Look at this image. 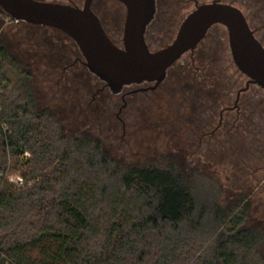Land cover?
<instances>
[{
    "label": "trees",
    "instance_id": "trees-1",
    "mask_svg": "<svg viewBox=\"0 0 264 264\" xmlns=\"http://www.w3.org/2000/svg\"><path fill=\"white\" fill-rule=\"evenodd\" d=\"M227 1L244 7L264 45V0ZM31 78L0 40V264H264V232L247 227V202L202 205L176 162L118 163L100 138L39 109ZM260 130L231 145L239 171L264 161V117ZM219 142V153L232 151Z\"/></svg>",
    "mask_w": 264,
    "mask_h": 264
},
{
    "label": "rangeland",
    "instance_id": "rangeland-1",
    "mask_svg": "<svg viewBox=\"0 0 264 264\" xmlns=\"http://www.w3.org/2000/svg\"><path fill=\"white\" fill-rule=\"evenodd\" d=\"M43 1L64 2V0ZM199 1L201 4L212 0ZM102 4L104 10L98 12L104 24L109 16L117 19L119 25L123 26L126 17L125 6L118 4L115 0H102ZM241 9L245 12L244 7ZM194 10V3L187 1H157V24L161 23L165 28L167 34H164V38L168 33L175 37L184 19ZM105 26L107 27L106 24ZM216 29L225 31L221 26H217ZM110 36L118 43L119 37L116 30L110 32ZM0 40L7 52L16 58L32 77L33 93H35L38 108L47 109L55 114L69 132H86L100 138L106 152L123 165L162 168L171 162H176L188 178L193 177L197 181L193 189L199 203L211 209L214 201L219 198L220 206L231 208L240 200H244L249 204L247 227L257 226L264 232V169L256 172V168L264 164L262 159L254 160L252 163L254 170L250 171L246 165L239 171L240 166L226 159L229 153L227 150L223 154L217 151L219 139L217 142L213 141L211 146L206 145L196 152V147L186 144L176 146L164 135L165 133L159 136L161 129L151 126L153 131H149L148 127L140 125L141 117L137 121L139 124L132 121L127 122L126 125L127 128L133 125V129L141 127L137 133L138 136L133 140L131 136L123 140L119 135H114L105 125L107 124L105 120L100 122V118L97 117L102 108H106L101 101H105V98L103 99L102 96L98 98V106L88 107V99L84 98L85 103L82 101V95L86 96V93H79L81 83L70 76L71 71L63 75L56 66L51 65V43L58 49L72 50L75 54L71 55L72 59L78 57L80 50L72 39L69 40L66 35L50 28H32L31 25L18 23L0 8ZM223 44L229 54L228 40L224 39ZM158 105L164 113L167 111L168 103L162 105L158 103ZM152 114L153 121H168L167 124H170V118L168 116L165 118L160 109L153 108ZM148 120L151 121L149 116ZM147 125L150 127L149 124ZM166 130L169 132L170 126ZM221 138L219 143L225 142L228 146L225 136ZM262 254L264 255V247Z\"/></svg>",
    "mask_w": 264,
    "mask_h": 264
},
{
    "label": "flooded vegetation",
    "instance_id": "flooded-vegetation-1",
    "mask_svg": "<svg viewBox=\"0 0 264 264\" xmlns=\"http://www.w3.org/2000/svg\"><path fill=\"white\" fill-rule=\"evenodd\" d=\"M36 1L44 2L43 0ZM86 1L64 0L62 3H52L70 5L82 9ZM157 1L160 0H156V5ZM177 1L194 3L195 9L199 5L208 4H200L199 0ZM214 1L216 0H212L209 3ZM220 2L239 8L245 15L255 37L259 40L257 30L252 28L246 12L241 7L227 0H220ZM90 8L99 18L103 29L111 40L110 32L113 30L117 31L119 41L118 43L114 40L112 41L115 45L122 47L125 20L123 26H120L117 19L106 15L108 17V21L105 22L106 27L99 15V12L104 8L102 0H92ZM156 19L157 12L153 22ZM152 23L145 32V41L150 51L160 50L175 40L176 36L173 37L171 33H168L164 38V34L167 33L161 23L157 25H152ZM217 26L223 27L225 31L216 29ZM31 27L48 28L33 25ZM68 39L70 40L69 37ZM224 39L228 40L230 50L227 29L222 25L213 26L194 51L184 54L169 68L165 79L161 83L128 85L122 89L120 94H114L105 82L89 71L80 51L79 55L77 53L78 57L72 59L71 55H75L72 50L69 51L68 48L58 49L51 43V65L56 66L63 75L71 71L72 74L70 76L81 83L79 84V93H86V96L82 95V101L85 103L84 98L88 99V107H92V105L98 106V98L101 96L103 99L105 98V101H101H103L106 108H102L97 117L100 118V122L105 120L107 123L105 125L111 129L114 135H119L123 140L130 136L133 140L134 137L138 136L137 133L141 130V127L133 129V125L128 128L126 125L127 122L132 121L139 124L137 121L141 117L142 123L140 125L148 127L149 131H153L151 126L161 129L158 133L159 136L165 133L164 135L176 146L186 144L196 147V152L206 145L211 146L213 141L217 142V137L222 139L221 136H225L226 142L230 150H232L229 151L226 159L235 165V162L239 161L240 158L239 154L234 153L231 145L236 147L247 145V135L250 134V131L253 129L261 131L260 129L263 128L264 90L253 84L248 86L247 77L236 68L230 51L228 54L227 48L223 44ZM161 41H165L167 44L159 49L157 46ZM201 45H204V47L201 48ZM215 48L222 50L223 56L220 54L217 58ZM216 64L221 66L218 70L224 72L223 74L216 72ZM222 67L225 68L222 69ZM217 79H222L225 82V84H220V87L221 85L226 86L228 82L227 91H216ZM158 103L160 105L168 103L165 113ZM153 108L160 109L165 118L168 116L170 124H167L168 121H153ZM148 116L151 121L148 120ZM135 118H137L136 121ZM169 126L170 131L168 132L166 129ZM164 129L165 131H163ZM130 131L131 133L129 134ZM263 169L264 165L256 169V172Z\"/></svg>",
    "mask_w": 264,
    "mask_h": 264
},
{
    "label": "water",
    "instance_id": "water-1",
    "mask_svg": "<svg viewBox=\"0 0 264 264\" xmlns=\"http://www.w3.org/2000/svg\"><path fill=\"white\" fill-rule=\"evenodd\" d=\"M126 8L123 46L107 36L91 11L92 0L81 8L36 0H0V8L16 22L53 28L66 34L79 48L91 73L114 94L125 86L161 83L184 54L194 51L215 25L227 29L230 52L236 68L249 84L264 90V46L250 29L243 12L216 0L196 7L182 22L175 40L150 51L145 41L147 27L157 12L156 0H117Z\"/></svg>",
    "mask_w": 264,
    "mask_h": 264
}]
</instances>
